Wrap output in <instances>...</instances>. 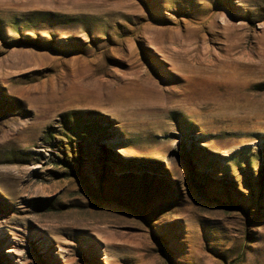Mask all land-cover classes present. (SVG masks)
Instances as JSON below:
<instances>
[{"label": "rangeland", "instance_id": "obj_1", "mask_svg": "<svg viewBox=\"0 0 264 264\" xmlns=\"http://www.w3.org/2000/svg\"><path fill=\"white\" fill-rule=\"evenodd\" d=\"M0 264H264V0H0Z\"/></svg>", "mask_w": 264, "mask_h": 264}]
</instances>
